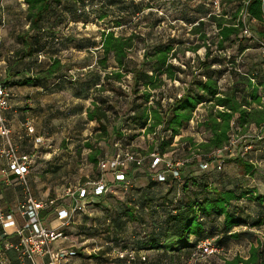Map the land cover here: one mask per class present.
<instances>
[{"label":"rangeland","instance_id":"rangeland-1","mask_svg":"<svg viewBox=\"0 0 264 264\" xmlns=\"http://www.w3.org/2000/svg\"><path fill=\"white\" fill-rule=\"evenodd\" d=\"M111 1H116V3L113 4ZM225 9L231 12L233 8L223 5L221 0H62L61 6H55V12L47 17V49L44 47L34 58L25 59L19 63L15 62L14 52L19 47L17 35L29 27L27 4L24 0H0V81H5L14 90L13 80H9L7 75L26 69L29 64L38 63L41 52L43 55L46 54L42 58V62L47 61V65L53 57L60 58L65 67L58 75H67L58 82L47 81V121L42 119L38 113L39 108H37L35 118L38 116L39 119L34 122V125L47 130V132L42 131L40 133L46 139L45 144L36 145L34 135L27 136L25 140L17 139V143L15 142L21 153L33 154L37 161L36 164H41V168L38 170L39 176L33 177L35 180V184L33 183L34 191H37L40 196H46L48 190L49 197L56 198L60 205L66 206L71 203V195L67 194L69 189L74 191L76 187L100 178L102 171L98 163L95 164L90 161L89 155L92 153V149L87 146V143L89 142L94 146V152L100 151L98 152V159H100L103 154L114 151L113 142L108 139L107 141L97 139L99 126L96 121H90L87 115L83 113L85 105L92 104L94 99L101 101L109 96L111 100L110 114H117V117L114 116L115 121L120 124V121L125 122L128 119L127 111L131 108L129 99L123 98V100L113 92L96 91L90 82L91 71H97L98 68L96 66L87 68L86 66L93 64L102 55V52L97 54L98 51L96 50L102 40V31L114 30L117 35H129L133 31L141 33L150 48L157 44L164 45L173 40L176 47L180 44L183 49L178 53L180 61L173 59L174 63L198 60V57L204 59V47L200 48L197 54L187 50L198 38L191 32L192 24L188 20L193 22L198 20V17L204 16L208 21L210 13H223ZM101 13H106L108 17L101 20L99 18ZM3 14L6 17L4 21ZM121 17L123 24L115 26V19ZM208 23L210 35L214 37L217 33L214 24ZM50 29L56 33L51 32ZM228 47L235 54L239 50L238 43L229 44ZM250 47L244 54L246 59L244 69L246 71L260 70L264 53L258 49L256 42L250 43ZM184 50L186 51L182 54ZM143 52L144 44H141L131 56L141 60ZM110 62L114 63L113 58ZM110 70H113V67ZM22 76L24 75L19 78ZM224 76L221 83L223 87H227L229 75ZM130 81L129 76L117 85L127 91L132 83ZM168 83L170 82L168 81ZM178 89H180V85L167 84L165 90L168 94H174ZM29 91H35L36 96L37 92L43 93L36 89H29L25 90L23 95L29 94ZM24 107L21 106V108ZM24 109L25 111L34 110V108ZM41 112L43 113V111ZM199 112L205 115L207 106H201ZM24 115L25 119L21 120L22 122L29 118L27 113ZM30 119H34V114L30 116ZM197 126V124L191 125L190 123L184 127L179 140H176L175 136L172 141L171 138L168 140L165 137L166 141L162 147H160L162 140L154 139L153 136L148 137L131 127L127 128V136L130 141V148L147 160L150 159V151L153 150L163 152L167 157L191 159L194 154H197L191 138L197 142H202L207 138L205 130L199 131ZM258 132L259 128L252 125L244 133L248 136L241 138L245 141L244 143H248L250 140L255 143L254 148L248 153L259 162L256 173L249 176L243 174L235 162H229L225 155L217 152L208 155V157L216 155L225 162L221 172L212 168L208 170L207 177L213 185L234 188L239 193L256 190L257 195H264V149H262L263 145L259 143V139L253 138V135L256 136ZM237 145L240 146V149L244 147L240 140ZM4 162H6L5 159L0 156V167L4 165ZM133 184L124 193L117 190L108 197L96 198L93 203L88 205L85 212L77 213L69 225L61 226L59 224L58 227L64 229L68 236L66 239L75 240L77 237L79 239L80 226H83L85 229L82 232L85 236L84 240H88L86 246H90V251L93 254L106 253L112 250L108 239L117 234L125 239L118 243L119 249L129 247L132 244L129 239L131 228L135 229L134 225L135 227L139 226L137 223H130L129 217L124 214L125 211L129 208H136L140 213L141 204L144 206L145 203L143 198L147 196L150 201L153 200L150 203V208L162 214L164 212L162 207L169 200L168 197L171 192L170 185L155 183L149 180L145 173L137 175ZM118 189L120 190V188ZM253 197L257 196L253 194ZM235 203L243 208L241 209L242 217L247 221L235 228L240 233L241 238L235 239L230 246L226 247L224 252L199 261L197 264H225L227 260H232L239 255L243 256L247 253L249 246L246 238H250L245 236L252 233V237L255 238L256 234L264 233V226L254 225L259 216H264V207H261L258 201L251 196ZM12 207L13 205L5 202L2 204L4 213H7ZM143 215L150 218L145 213ZM45 222L48 223L47 220ZM219 224H221V218L215 217L211 221L209 229L210 235L216 240H220L225 234L224 230L218 228ZM12 230L13 228L8 229V232ZM144 230L145 228L142 226L138 233L142 235ZM8 232L3 229L1 237L3 239L10 237ZM11 237L15 238L10 239V243H19L18 236L12 235ZM70 242L73 243V241ZM81 243L80 241L75 245L79 251V257L85 253L82 248L85 244ZM14 255L13 264H30L21 251L15 250Z\"/></svg>","mask_w":264,"mask_h":264},{"label":"trees","instance_id":"trees-1","mask_svg":"<svg viewBox=\"0 0 264 264\" xmlns=\"http://www.w3.org/2000/svg\"><path fill=\"white\" fill-rule=\"evenodd\" d=\"M24 1L27 4L29 27L17 35L19 47L14 52V56L15 62L19 63L25 59L34 58L44 47L47 49V17L55 12V6L60 7L62 3V0ZM111 2L116 3V1ZM221 3L232 6V11L228 12L225 9L223 13H210L208 21L204 16L198 17V20L193 22L188 20L192 24L191 32L198 38L187 50L197 54L199 49L204 47V59L198 57V60L174 63L173 59L179 60L178 53L183 49L180 44L176 47L173 40L150 48L141 33L133 31L129 35H117L114 30H104L102 40L99 42L102 49V55L97 59L99 68L97 71H91L90 82L96 91L113 92L119 98L129 99L131 105L127 111V121H120V124L115 121L117 114H110L109 96L101 101L94 99L87 108V118L90 121H96L99 126L97 139L105 141L108 139L113 142V147L114 141L119 139L125 140V143L130 145L127 136L129 127L139 130L146 136L156 133L153 138L162 140L160 145L162 147L166 141L165 137L168 140L171 138L172 141L174 136L182 134V129L190 124L201 103L207 106V113L205 115L201 113L203 117L197 123L198 130H205L207 138L202 142L191 138L197 154H194L191 159L187 158L189 160L182 168L183 177L179 185L182 193L178 201L174 202L178 185L174 182L170 184L169 200L162 207L163 214L150 208L153 200L150 201L147 196H144V202L149 208L150 218L141 219L136 208H129L124 213L130 220L145 223L149 219L154 222L156 229L149 233L147 236L149 240L144 243V246L178 253V264H183V253H187L205 237L211 236L209 229L215 217L223 218L222 228L219 226L218 228L224 230L225 234L217 240L219 245L227 247L228 238H241L235 228L247 221L242 217L241 209L243 208L235 203L236 201H241L249 197L248 194L255 192L257 197L254 198L261 207H264V195H257L256 190L239 193L234 188L217 187L207 177V172L211 168L218 172L223 170H218L214 166L220 160L219 157L216 155L208 157V155L217 153L228 145L233 134L244 138L248 136L244 133L252 125H256L259 132L256 136L253 135V138H258L264 149V138H259L264 135V58L260 70L246 71L244 69L246 62L244 54L251 48L250 43L256 42L260 49L261 42H264V0H221ZM107 17L106 13L99 15L101 20ZM2 18L5 20L4 14ZM122 20V17L116 18L115 26H121ZM208 22L213 23L217 31L214 37L210 35ZM246 30L251 31V35H248ZM50 31L56 33L53 29ZM232 43H238L239 50L236 54L232 53L228 47ZM141 44H144V52L142 59L139 60L133 58L131 54ZM229 51L230 54H228ZM239 57L241 61H238ZM111 58H113V64L110 62ZM64 67L65 64L60 58L53 57L47 69L39 70L33 77H28L23 70L9 73L7 77L13 80V85L45 86L47 81L58 82L67 77L66 74L58 75ZM112 67L113 70H110ZM100 70L105 72L104 81L97 86L101 78ZM226 74L229 75V85L223 87L221 80ZM21 75L24 76L19 78ZM129 76L132 83L126 91L117 84ZM252 78H255V82ZM174 80L185 83V91L182 97L176 98L174 102L164 103V89L168 81ZM233 120L240 129L233 128ZM244 142L241 139L242 145L255 146L252 140L248 143ZM87 146L92 149L89 155L90 161L98 165L101 159L114 152L105 153L98 159L100 151L94 152V146L89 142ZM239 149L240 146L236 148V150ZM152 152L160 151H150ZM160 153L165 155L163 152ZM222 154L229 162H235L245 175H253L258 169V161L254 160L249 153L233 157H229L228 153ZM198 155L201 157L197 158ZM248 155L249 157H246ZM203 160L213 165L203 169L201 167ZM150 179L155 183L167 184ZM109 195L111 193L98 198L102 199ZM201 215L206 217L207 222L200 220ZM254 225H264V216H259ZM248 236L251 238L253 235L250 233L245 237ZM11 259L13 257L9 256L8 260L11 261ZM25 259L32 264L26 257ZM225 264H264V240L258 239L257 244L251 246L248 256H236L232 260L225 261Z\"/></svg>","mask_w":264,"mask_h":264},{"label":"built area","instance_id":"built-area-1","mask_svg":"<svg viewBox=\"0 0 264 264\" xmlns=\"http://www.w3.org/2000/svg\"><path fill=\"white\" fill-rule=\"evenodd\" d=\"M4 21V20H3ZM248 35L251 31L246 30ZM261 51L264 53V42H261ZM230 54V51L228 52ZM44 58L40 54V59ZM238 61H241L239 57ZM255 82V78H252ZM168 85H180L174 94H168L164 89V103H172L176 98L182 97L185 91V83L179 80L169 81ZM14 91L4 81H0V156L5 159V167L0 169V182L3 180H10L11 177H18L25 187V197L23 201L14 205L8 213L0 210V222L5 231L14 228L15 233L19 235L20 242L16 245L17 251H21L24 257L32 262V264H64L71 258L78 256V250L72 247L56 248L54 242L60 238H65L67 235L64 229L59 227H51L43 220V213L45 211H56V219L61 226L69 225L74 216L79 212H85L89 204L100 196L106 195L111 191V183H121L123 190L127 191L132 185V177L128 174L129 170L135 172L136 169L147 167L151 178L158 182L167 184L178 183L177 193L174 202L178 201L182 190L180 182L182 181V168L189 159H172L160 152L150 153V159L147 160L135 150L130 148L131 145L126 144L125 140L119 139L114 141L115 150L112 155H108L100 160L99 167L102 174L98 180L88 182L85 185L78 186L74 189H69V193L73 196L71 205L65 206L59 204L56 198H38L32 192L28 175L31 172L33 165L36 163V158L31 153H21L17 144L13 140V129L9 124L7 112L11 108V101L14 97ZM201 103L194 118L191 120V125L197 124L202 115L199 112ZM232 126L235 129H240L235 120L232 121ZM27 131L29 134H35L36 128L29 121L26 122ZM145 130H143L144 132ZM149 136H156V133L149 134ZM148 136V137H149ZM179 136H175L179 140ZM242 137H237L233 134L230 143L223 149L218 150V153H228L229 157L242 155L244 156L253 145H246L243 148L236 150L237 143ZM260 139L264 135L259 136ZM46 139L37 135L35 137L36 145H44ZM48 145V144H47ZM197 157H201L198 155ZM213 163L209 161H202L201 167L208 169ZM218 170L224 167V160H218L214 165ZM17 215L24 219V224L18 225ZM201 221H206V217L200 216ZM207 222V221H206ZM147 235L151 233L150 230ZM145 234V233H144ZM226 250L225 246L219 245L217 240L212 236H207L202 239L195 247L189 249L187 253L182 254L183 264H197L199 261L206 260L209 257L220 254ZM120 258H128L131 261L140 259L147 260L145 254H140L136 249H122L118 252ZM41 258V260H40ZM48 259V261H47ZM8 262V257L4 255L1 258L0 264Z\"/></svg>","mask_w":264,"mask_h":264},{"label":"crops","instance_id":"crops-1","mask_svg":"<svg viewBox=\"0 0 264 264\" xmlns=\"http://www.w3.org/2000/svg\"><path fill=\"white\" fill-rule=\"evenodd\" d=\"M3 1H5V0H3ZM100 47L101 46L96 47V50L98 51L97 54L99 52H102V49H100ZM44 55L46 56V54H44ZM42 60L43 59H39V62L35 63L33 65L29 64L26 69H23L25 71L24 73H26L28 77H33L35 75V73H37L39 70L47 69V67L50 65V63L47 65V61L42 62ZM94 66L99 68L98 60H96L95 62H93V64L88 65L86 67L90 68V67H94ZM99 73H101V78H100V81L98 82L97 86H100V84L104 81V75H105V72L103 70H100ZM13 88H14L13 91L15 94H14V97L11 101V108L7 112V118H8L9 124L11 125V127L13 129V140H14V142H16L17 139L25 140L27 138V136L31 135L27 131L26 122L29 121L30 123H32L34 125V122H36V120L39 119L38 116L35 118V115L37 113V108H39L38 113L42 116V119H45L47 121V84L45 86H30V85L19 86V85H14ZM23 88H28L25 90L36 89L38 91H42L43 93L37 92V96H36L35 91H31V92L29 91L30 95L29 94L23 95V92L25 91ZM26 104H30V105H26ZM34 104H35V106H33ZM21 106H25L24 108H34V110L33 111H25V109L21 108ZM89 106H90V103H88L87 105H85V107H83V113L86 115H87V108ZM81 107H82V105H81ZM41 111H43V113ZM199 111H200V109H199ZM25 113H27V116H29V118H26V121L22 122L21 120L25 119V115H24ZM32 114H34L33 120L30 119V116ZM35 128H36V133L32 134L35 137H36V135H41L40 133L42 131L47 132V130H43L40 127H35ZM35 164L33 165V168L31 169V172L28 175V181H29L30 188L36 197L44 198V199L49 198L50 193L48 190H47V193L45 194L46 196H40L37 193V191H34V189H33V183L35 184V180H33L34 179L33 177H36V175L39 176L40 173L38 170L41 168V164H38V165L37 164L35 165ZM5 165H6V162H4V165L2 167H4ZM2 167H0V169ZM144 173L148 177V179L151 180L150 179L151 176L148 173L147 168H145V167L136 169L135 172H133V170L131 169V170H129L128 174L132 177V180L134 183L136 181L137 175H141ZM118 188H120V190ZM117 190L122 191L124 193V190H123L121 183L112 182L110 193L113 194V193L117 192ZM67 194L71 195L69 192ZM253 194H256V193L253 192L252 194H248L247 196H251L252 198H254ZM24 197H25V187L18 177L13 176V177H11L10 180H3L0 182V210L2 209L3 202L14 206V205L21 203L23 201ZM72 199H73V196L71 195V203H72ZM243 199H245V198H243ZM145 200H146V198H145ZM70 204H68L66 206L69 207ZM143 213H145L146 216L149 215V208L146 206L145 203H144V206L141 204L140 213H139L140 218L144 220L146 217H144ZM43 220H44V222H45V220H47L48 223H46V222L45 223L51 227L57 228L58 226H60L59 221L56 219V211H54V210L45 211L43 213ZM49 220H50V222H49ZM132 222L134 224L137 223L139 227H135V225H134L135 229L131 228V237H129V239L132 242V244H130L129 247L124 248V249H128V250L136 249L138 252H140V254H145L147 256V260H145V261H142L140 259H137L136 261H131L128 258H120L119 257L118 252L122 249H119L120 247H118L119 246L118 243L120 241L123 242L125 240V239H122L119 234L111 236L110 239H108V242L112 246L111 247L112 250H110L106 253L93 254L90 251V246L89 245L86 246L88 240H84L85 236L82 234V232H84L85 229L83 226H80V232H81L80 238L81 239L80 238L78 239V237H77L75 240H71V239H66L68 237V236H66L65 238H60L61 240L59 241V243L57 245H55V244H56V242H58L59 239L57 241H55L54 246L56 248H60V247L76 248L75 245H77V242L81 241L83 243V245L85 244L82 247L83 252H85V253H83V256L79 257V255H78L76 257H73L69 261H66L64 264H178L179 263V261H178L179 254L176 252L174 253L172 251H165L164 249H157V248H146V246H144V243H146L149 240V238L147 237L148 235L146 233V230H148L147 232H149L150 230L153 231L156 229L155 224H153L154 222L150 221L149 219H147L145 221V223L135 221V220H130V223H132ZM161 222H162V220H161ZM17 223H18V225L24 224V219L19 215H17ZM158 223H160V222H158ZM222 225H223V218H221V224H219L218 226L220 228H222ZM0 226H1L0 227V262H1V258L4 255H6V257H9V256L14 257L15 256L14 254H15V250H16V245H18L19 243H17V244L10 243L9 240L15 238V237H11L12 235L18 236V237H19V235L14 232L15 229L13 228V230L11 232H8V230L6 231V232H8L7 234L10 235V237L3 239V237H1V236L3 235L2 230L4 228H3L2 224ZM142 226H143V228H145V230H144L145 234L143 233L142 235H140L138 233V231H139V228ZM262 226H264V225H262ZM19 239H20V237H19ZM228 239L229 240L226 242V245L230 246L235 241V239L234 238H228ZM246 239L249 242V246H248L247 253L245 255H243L245 257L249 255V250H250L251 246L253 244H257L258 239L264 240V233L262 232L261 235L256 234L255 238L251 237V238H246ZM66 240H67V243H65ZM70 241H73V243ZM47 261H48V259H47ZM10 262H11V264H13L14 259H11V261L8 260V262H6L5 264H9Z\"/></svg>","mask_w":264,"mask_h":264}]
</instances>
